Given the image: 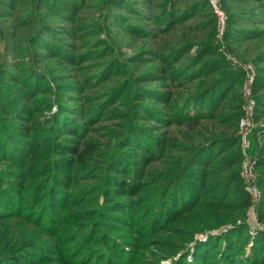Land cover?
Masks as SVG:
<instances>
[{
  "label": "rangeland",
  "instance_id": "374dc122",
  "mask_svg": "<svg viewBox=\"0 0 264 264\" xmlns=\"http://www.w3.org/2000/svg\"><path fill=\"white\" fill-rule=\"evenodd\" d=\"M73 1L77 4L76 6L82 2V0ZM196 1L198 0H174L176 16H182L186 11L185 6ZM203 1H206L208 9L205 7L185 12L188 14H184L182 20L174 24V17L169 16L171 7L164 0H122L124 10L111 5L109 0H85L84 6L76 9L74 14L69 15L71 18L67 19L57 17L54 7H50L43 13H36L42 14L40 19L32 17L28 15L29 9L27 10L24 5L27 0H15L10 2L13 4L11 11L9 9L11 17L6 16L7 8L5 12L0 13V69L9 65L8 68L12 72L19 74L23 71L27 72L30 65L40 76V80L45 78L42 88L45 86L51 88L50 92H39V95L32 97L36 102L34 105L38 106L39 110L28 123L34 127L29 128L26 138L31 140V133L34 130L38 132L36 139L43 135L36 141V148H34L35 144H30L32 151L20 161L29 158L42 159L54 151L59 156L75 158L78 162V171L71 175L73 181L72 187L69 188V192L76 196L75 207L65 212L68 218L74 216L72 220L74 227L70 230L80 231L85 222L94 220L95 206L103 208L104 204H111L108 202L109 199H105L109 197L110 192L107 197L104 196L103 187H110L114 194L109 198L119 193L124 194L123 198L128 197L133 200H136L137 196L141 203L136 200L132 206V221L137 223L134 226L135 230H132V236L127 231L119 230L121 222L106 221L108 222L106 224L112 228L109 233L118 236L126 233L125 239L130 236L132 242L138 244L135 247L132 246L135 249L134 264H192L193 262L217 264L221 258V244L225 242L223 239L218 241L217 238L235 225L246 227L248 234L245 242L246 249H249L257 238L264 241V219L260 214L262 194L258 183L263 172L258 162L260 157L264 156V0H215V7L209 0ZM132 3H135L133 7ZM128 8L139 11L140 18L134 17ZM214 9L222 14L221 21L220 15ZM61 12L68 14L67 11ZM144 13H147L146 19L143 17ZM119 16L123 18V21H119ZM38 20L42 26L53 27L52 29L56 32L44 31L39 44L33 48L26 37L34 32L31 22ZM125 23L136 24L147 36L124 34L117 25ZM229 27L232 28L231 34L235 30L236 32L244 30L247 35H243L240 39L241 33L238 32L231 35L233 36L231 38L228 35ZM186 41L188 43L191 41L193 46L187 51L185 57L178 64H166L165 58L170 50ZM207 41L210 49L205 54V61L217 59L213 67H218V74L226 70L233 72L229 82L224 84L226 97L221 103L223 108L220 111L221 113L236 112L238 116L234 121H226L222 125L216 120L204 121L201 125L194 127V132H191V129L179 122L183 119L174 125L166 122L177 121L172 114L175 104L181 100L180 94H184L183 96L196 94L194 85L200 80L186 82L180 87L181 81L178 84L173 80V69L185 66L187 61L197 53L199 46ZM24 42L26 45H23ZM16 44L19 45V51L8 50V47ZM48 49L52 54L47 53ZM32 50H34L33 53ZM69 58L73 60L66 61ZM111 62H114V67L105 70L108 65H112ZM102 67L104 68L101 70ZM141 73H149L150 79L145 84L132 82V76ZM94 74L97 79L99 77L102 80L97 87L91 86V83L96 82L92 79ZM189 76H191L190 73L186 75V78ZM123 82L129 86L122 87ZM58 84L65 87L59 88ZM114 86H118L120 91H116L114 99L110 101L111 105L108 104L105 111L102 110V114L96 116L95 108L107 100L103 95ZM135 86L147 88L146 93L137 91ZM59 92H65L61 100L70 110L69 113L64 114H68L74 120L76 124L75 128L73 127L74 130L79 128L84 132L81 139L76 137V133H64L54 129L50 131L51 119L48 116L58 111L56 98ZM133 93L134 96H132ZM137 94L140 99L134 98ZM133 102H139L142 108L136 120L137 130L131 133L130 136L134 135L132 140L122 144L126 147L122 149V154L116 157L117 164L112 162L110 165L109 156H112V152L117 148L116 142L121 139L120 133L124 132L129 119L138 109L133 107ZM97 112L100 113V111ZM14 122L21 127L25 126L24 124L27 125L20 119ZM212 136L233 138L230 146L229 144L223 146V153L218 159L213 160L214 162L218 160L219 165L225 164L232 152H238L231 168L237 170L243 189L249 195V206L244 211L234 212L232 215L234 220L230 221L228 218L232 214L231 211L223 209L222 206H214L213 195L207 193L198 206L171 220L172 222H168V219L163 220V217L159 219L157 223L159 228L152 231L147 223L150 216L146 208L156 197L154 194L159 192L165 182L170 179L164 171L168 172L172 168L168 164L176 159L173 155L177 150H181V156L189 157L194 146H198ZM72 140H79V145L71 144L80 152L70 154L63 149H57ZM158 141L162 143V147L159 146ZM158 147L161 148L159 153ZM221 149L222 147L214 149L213 154ZM1 154L0 152V166L6 178L12 181L19 179L14 176L12 173L14 172L24 174L20 177L22 181L29 180L33 170L28 172L26 168H29L30 163L26 168L18 169L13 165V160L5 159V156ZM206 158L208 153L199 157L198 162ZM247 160L252 161V168L256 174L254 183L260 191L258 203L253 202L252 194L246 190L248 180L245 179L244 165L248 163ZM122 161L124 162L120 169ZM131 167L136 174H139L136 181L143 184L135 197L123 187L119 188L112 180H106L103 185L104 172L117 179H126ZM36 168L39 167L35 166ZM48 182L45 183L41 192L47 189ZM89 187L97 191L90 195ZM209 188H213L212 184L204 189L209 190ZM64 190L68 191L66 188ZM28 210L32 211L34 208L32 209L31 205L26 207L23 214ZM90 212L94 214L89 215ZM140 213H144V216L135 220L134 218ZM117 216H121L119 212ZM17 217L13 215L11 218L1 219L0 247L5 241L10 246L23 241L24 250H28L54 242L52 238L43 236L39 238L36 230L29 229L31 227L28 223ZM28 217L31 220L32 216ZM100 231L101 227L98 228L92 241L86 245H89L91 250L99 247L102 241ZM34 234L35 237L32 238ZM65 240L68 244L74 241L73 238L68 237ZM28 244L32 247H28ZM125 246V248L131 247L129 244ZM86 250L85 246L81 248L78 256L83 255ZM111 252H113L111 256L122 260L117 250L113 249ZM93 253L86 259L89 264L104 261L100 252L95 254L93 251ZM43 264L64 263L52 261Z\"/></svg>",
  "mask_w": 264,
  "mask_h": 264
},
{
  "label": "trees",
  "instance_id": "16d2710c",
  "mask_svg": "<svg viewBox=\"0 0 264 264\" xmlns=\"http://www.w3.org/2000/svg\"><path fill=\"white\" fill-rule=\"evenodd\" d=\"M12 1L15 0H0V13L5 12V9L7 8L8 10H6V16L11 17L12 14L10 11L13 8V4L10 2ZM121 1L122 0H109V3L111 5L118 6L121 10H124L125 6ZM164 1H166V4H169L171 7L169 16L174 17L173 24L176 21L182 20L184 14H188L185 12H192L196 9L205 7L207 8L206 1L198 0L185 6L184 10L186 9V11L183 12L182 16L177 17V9L174 7V0ZM84 4L85 0H82L79 6H76L77 4H75L73 0H27V3H24L25 8L27 10L29 9L28 15L32 17L35 16L36 18L38 17V19H40L42 14L36 13H43L50 7H54L56 9L55 14L57 17L66 19L71 18L69 15L74 14L76 9L83 7ZM134 4L132 3V7ZM128 10L134 17L138 16L140 18L141 13L139 11L134 8H128ZM61 11H67L68 14H62ZM144 14L145 15L143 17L146 19L145 17L147 16V13ZM118 19L119 21H123V18L120 16ZM158 20H160L159 17ZM31 24L34 26V32L31 36H27L26 38H28V43H30L33 48L39 44V40L42 38V33L44 31L52 33L56 32L52 29L53 27L46 25L42 26L39 20L37 22H31ZM117 28L121 29L124 34H132L133 36L138 37L147 36V34L141 31L136 24H120L117 25ZM231 32L232 28L229 27L228 35L231 38L233 37L231 35L238 32L241 33L240 39L243 35H247V32L244 30H237V32L235 30L232 34ZM13 37L15 36L13 35ZM190 42L188 43L186 41V43H181L172 48L170 53L166 55V64H178L183 57H185L187 51L192 48L193 43ZM23 45H26V42H24ZM18 48L19 45L16 44L12 47H8V50L19 51ZM209 49L208 41L206 43H202V45L199 46L197 53L187 61L185 66L173 69V80L178 84L181 81V85H179L180 87L189 81H200L194 85L196 94H192L190 96H183L184 94H180L179 97H181V100H178L175 104V110L172 114L177 121L166 122L169 123V125H174V123H178L180 119H183L179 122H182L185 127L191 129L190 131L192 132L195 130L194 127L201 125L204 121L216 120L222 125L226 121L231 122L237 118L238 114L236 112L221 113L220 111V109L223 108V104L221 103L225 101L226 97L224 95V84L229 82L228 80L231 76H233V72L226 70L225 72L223 71L218 74V67H213L218 60L211 59L205 61V54ZM33 51L34 50H32V53ZM47 51L49 55L52 54L49 49ZM72 60V58H69L66 61L71 62ZM111 64L112 65H108L105 70H108L109 67H114V62H111ZM8 66L9 65H6L0 69V152L2 153L1 155L5 156V159L8 158V160H13V165L18 169L26 168L28 163H30L29 168L26 169H28V172L33 171L32 174H30L29 180L25 181L20 179V177L24 176V174H16L12 172L14 176L19 177V179L17 178L12 181L6 178L4 173L2 174L4 170L2 166H0V221L1 219L11 218L13 215H16V217L18 216L17 218H21L23 221L28 223L31 227L29 229L36 230L39 238H42V236L52 238L54 242H49L46 245L42 244L39 247L24 250L25 248H23V245L25 244H22L23 241L17 242L11 246L5 241L3 242V246L0 247V264H43L52 261H59L64 264H89L86 259L88 256H92V254H94L93 251H95V254L100 252L104 258L103 262L98 261L97 264H126L127 262L134 264L135 259H133V253L135 252V249L133 247L138 244L132 242L130 236H132V230H135L134 226L137 225V223H133L132 221V206H134L136 200L139 201L135 195L139 194L140 189L143 187L142 182L136 181L138 178L137 175L139 174H136L132 167L130 168V173H128L126 179H117L104 172L102 174L103 185L106 180H112V182H114L119 188L123 187L127 192L130 191L129 194L131 196L134 195L136 200L128 197L123 198V193H119L118 195L109 198L114 194H112L110 187H103L102 194L104 196L107 197L110 192L109 197L105 199H109L108 202L111 204H104L103 208L105 209L95 206L93 208L96 214V218L94 220H88L85 223L83 222V228L80 231L70 230V228L74 227V222L72 221L74 216L72 215L68 218L65 215V212L67 213L75 207L76 196H73L72 193L69 192V188L72 187L73 181L71 175L78 171V162L75 158H66L63 155L59 156L55 154L54 151L42 159L34 160L33 158H29L24 161H20L24 156L26 157V155L32 151L30 144H35L36 141L43 135L41 134L39 138L36 139V134L38 132H35L36 130H34V132L31 133V140L26 138L29 128L34 127L33 125H28V123H30L34 117L33 115L38 113L39 110V107L34 105L36 102H34L35 99L32 97L39 95V92H50L51 88H48V86L42 88L44 85L43 80H45V78L40 80V76L35 73V70L33 71L30 65H28L27 72L23 71L19 74H16L14 71L12 72ZM11 66L15 67V65ZM103 68L104 67H102L101 70ZM188 73H190L191 76L186 78ZM92 79H94V82L96 80V82L95 84L91 83V86L96 85L97 87L100 85L99 82L102 81L99 77L98 79L96 78V74H94ZM149 79V73H141L137 76H132V82L134 83L145 84ZM30 82L31 84H29ZM121 86L127 87L129 84L123 82ZM58 87L64 88L65 86L58 84ZM135 89L137 91H142V93H146L145 89L147 88H139L138 86H135ZM116 91H120L118 86L111 87L108 92H105L103 96H105L107 100L102 104L97 105L95 108L96 116H100L102 114L101 111H105L104 109L108 104L111 105L110 101L114 99V95L117 93ZM59 93L60 94H58L56 98V101L58 102V111L48 116V118L51 119L50 123L52 128H50V131L54 129L64 133H76V137L81 139L84 136V132L80 131L79 128L74 130V125H76L74 120H72L71 116H68V114H64L70 112V110H68L65 106V103L61 100V97L65 92ZM132 96H134V93ZM136 96L137 97H134L135 99H140L139 94ZM133 103V107L135 106L138 109L134 111L133 115L129 119V123L125 126L124 132L120 133L121 139H118L116 142L117 148L114 152H112L113 155L109 156L110 159L108 162L110 165L112 162L117 164L118 160H116V157L119 156L120 153L122 154V149L126 147V145L123 146L122 144L127 143L130 139L132 140V136L134 135H130L131 133H135L137 130L136 120L138 119L142 108L139 102ZM235 109H238V107H235ZM97 111H100V113L98 114ZM184 117L187 120H185ZM19 119L27 123V125L24 124V128L17 126L16 122H14ZM69 141H67L64 146L57 147V149H63L64 152H68L70 154L80 152L79 149L77 150V147L75 148L72 145H79V140ZM232 141L233 138L212 136L210 139L198 146H194L195 148L193 147L191 149L189 157L181 156L180 152L182 151L177 150L176 154L173 155L176 159L168 164V166L172 168H170L168 172L164 171L170 179L165 182L159 192L154 194L156 197L151 200L150 206L146 208V211H148L150 216L147 223L152 231L159 228V225H157L159 219L163 217V220L165 219L166 221L168 219V222H172L178 216H182L189 212V210L194 209L196 205L198 206L204 199L202 197H204L207 193L213 195L215 199L213 203L214 206H222L223 209L231 211L232 214L228 218L230 221L234 220L232 217L234 212L244 211V209L249 206V195L243 189V184L238 176L237 170L231 168L232 165H234V160L236 159L238 152H232L233 154L231 153V155L228 156L229 159L225 164L221 163V165H219L217 162L218 160L216 162L213 160L218 159L221 153H223L222 151H224L223 146L228 144L230 146ZM159 142L160 141H158L159 146L162 147V143ZM219 147H222V149L213 154L214 149ZM34 148H36V144ZM160 151L161 148L158 147V153ZM151 153L153 154V152ZM206 153H208V158H206V160H199L198 162V158ZM263 157L264 156H261L258 162L259 166L263 168V172L261 173L258 183L262 194L260 201L262 209L260 214L264 219ZM123 162L124 161L121 162L120 169L123 166ZM35 166L39 168L35 169ZM47 181H49L47 189L44 192H41ZM209 184H212L213 188L205 190L204 188L209 187ZM64 188L68 189V191H65ZM201 190H203V192ZM95 191H97V189H92L91 187L88 188V194L90 195ZM105 199L104 201L108 203ZM138 203L141 202L139 201ZM30 205L32 209L34 208V210H36H28L25 214H23L24 209ZM101 209H103V211ZM94 212H90L89 215H93ZM118 212L121 216H117ZM28 216H32L31 220ZM142 216H144V213H140L138 217H135L134 219L136 220L142 218ZM112 220L121 222L119 230L127 231L128 234L130 233V236L125 239L127 236L125 235L126 233L120 234L119 236L109 233L112 228L109 224H106L108 223L106 221ZM100 227V237L102 241L99 243V247L91 250L89 245H86L89 241H92L98 228ZM34 237L35 234L32 238ZM38 237L37 239H39ZM66 237L73 238L74 241L68 244L65 240ZM217 239L218 241L221 239L225 241L221 244V258L217 264H264V241L261 238H257L251 247L246 249L245 242L248 239V234L244 225H235L229 228L225 234H221ZM128 244L131 245V247L128 246L129 248H125V245ZM84 246L87 247V250L83 253V255L80 254L78 256L79 251ZM28 247L32 246L28 244ZM113 249L119 252L117 254L122 260H118L117 258L111 256V253H113L111 251ZM192 264H198V262H193Z\"/></svg>",
  "mask_w": 264,
  "mask_h": 264
},
{
  "label": "built area",
  "instance_id": "2783aa9c",
  "mask_svg": "<svg viewBox=\"0 0 264 264\" xmlns=\"http://www.w3.org/2000/svg\"><path fill=\"white\" fill-rule=\"evenodd\" d=\"M211 5L213 7H215V0H209ZM215 12H217L216 9H214ZM219 15H220V21L222 20L223 17L222 14H220L219 12H217ZM248 163L246 165H244V173H245V179L248 180V184H247V187H246V190L252 194L253 196V202L255 201L256 203L259 202L260 200V191L259 189L257 188L256 184L254 183L255 182V178H256V174L252 168V161H249L247 160ZM255 204V203H254Z\"/></svg>",
  "mask_w": 264,
  "mask_h": 264
}]
</instances>
